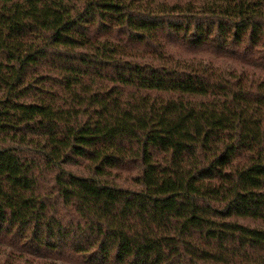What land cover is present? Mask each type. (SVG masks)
<instances>
[{"label":"trees","instance_id":"obj_1","mask_svg":"<svg viewBox=\"0 0 264 264\" xmlns=\"http://www.w3.org/2000/svg\"><path fill=\"white\" fill-rule=\"evenodd\" d=\"M0 264H264V0H0Z\"/></svg>","mask_w":264,"mask_h":264}]
</instances>
